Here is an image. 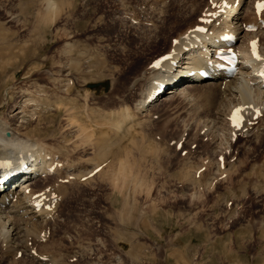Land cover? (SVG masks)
<instances>
[{
	"label": "rangeland",
	"instance_id": "1",
	"mask_svg": "<svg viewBox=\"0 0 264 264\" xmlns=\"http://www.w3.org/2000/svg\"><path fill=\"white\" fill-rule=\"evenodd\" d=\"M65 1L51 0L53 8L46 6L47 0H0V55L18 46L15 59L4 64L21 65L14 74L10 68L2 74L0 98L9 95L13 102L18 89L28 88L51 101L50 90L41 92V86L54 87L59 74L68 70L71 82L68 90H60L62 96L76 98L85 109L103 103L131 106L138 96L123 91L127 80L164 55L177 32L196 18L183 16L185 0ZM27 65L38 68L25 77ZM107 78L122 83L119 88L113 84L115 89L108 84L86 86ZM4 87L10 89L5 95ZM113 90L125 98H108ZM37 102L30 106L33 111L16 121L18 126L48 143L72 139L74 134L64 129L62 110L55 112L52 103ZM184 103L175 98L153 104L141 118V128L155 132L151 148L145 153L143 144L138 147L143 140H138L126 157L129 162L121 155L128 170L119 165L114 167H119L118 176L94 173L81 182L58 204L59 224L50 223L40 233L45 244L30 239L27 248L33 245L38 253H56L62 264H264V114L254 120L263 122L262 131L236 133L227 140L225 134L214 136L203 128L198 113ZM7 109H0L2 121ZM120 119L124 124L126 117ZM67 146L63 153L67 159L79 160L80 155L89 164L101 158L87 147L75 154ZM252 169L256 172L245 178ZM204 171L222 173L209 178ZM4 234L0 231V264H40L22 248L15 252Z\"/></svg>",
	"mask_w": 264,
	"mask_h": 264
},
{
	"label": "bare ground",
	"instance_id": "2",
	"mask_svg": "<svg viewBox=\"0 0 264 264\" xmlns=\"http://www.w3.org/2000/svg\"><path fill=\"white\" fill-rule=\"evenodd\" d=\"M53 3L47 0L46 6L53 7ZM162 3L163 1L161 5H166ZM185 3L187 10L183 16H196L194 22L177 32L164 55L127 80L123 91L135 93L138 96L131 106L121 105L120 102L117 105L103 103L90 105L85 109L84 103L76 98L62 96L60 90H68V84L71 82L68 70L59 74L58 83L54 87L53 85L47 88L41 86V92L50 90L51 101L42 100L31 94L28 88L18 89L19 94L14 101L12 100L13 102L9 95L0 98V109L10 108L6 112L9 122L5 121L7 118L4 119L5 122L2 121L3 117L0 118V231L5 233L4 237L12 243L11 248L15 252L22 248L26 255L40 260V264L58 263L61 257L58 258L56 253L42 254L36 252L33 245L28 248L27 246L33 240L34 243L45 244L43 241L45 236L42 237L40 233L43 229H47L50 223L52 226L59 224L58 204L62 199L67 200L73 194L71 192L77 190L80 184L90 180L94 173L102 175L106 172L110 176H118L119 167L117 169L114 167L122 166V156L127 162L130 161L126 157H129L130 150L137 146L138 140L144 141L138 143V147L143 144L145 153L148 148H151L155 132L141 128V121H143L141 118L153 104L159 101L181 98L182 102H185V107H191V110L201 117L203 128L209 130L214 136L220 133L225 134L227 140H232V136L236 133L247 135L257 129L263 130V122L255 124L254 120L264 114V77L259 74L261 70H264V9L257 12L255 7L257 0H185ZM179 4H176L177 7ZM231 11L234 13H230ZM252 41H256V51L261 57L259 60L252 54ZM63 44L70 46L67 42ZM17 48L14 50L6 48V53L0 55V80L7 69L10 68L11 74L20 69L21 65L12 63L13 61L10 64H4L9 58L15 59L14 53ZM221 51L235 55L236 62L233 70L222 66L218 59ZM57 65L59 66V63ZM64 66L69 67V62ZM36 68L38 67L27 65L22 72L26 77ZM49 71L57 70L49 69ZM107 79L108 81L101 83L110 85V88L113 84L119 88L122 83L118 85L117 79ZM6 81L3 79L2 83ZM166 85H169V88L166 89ZM5 89L4 95L8 93L9 87H4V91ZM113 92L108 98L116 100L125 98L123 94L117 93V90ZM93 95L95 94H91V97ZM33 101L42 104L44 102L46 105L52 103L56 108L55 112L62 110L64 129L74 134L72 139L62 137L60 141H57L59 139L57 138L56 142L48 143L42 141L43 139L33 138V134H31L32 137L30 134V136L27 135L26 129L19 127L16 121L20 122L19 119L23 117V113L33 111L32 108L30 109ZM82 108L83 111H81ZM122 115L126 117L124 124V120L120 119ZM235 115L242 117L240 127L231 124V118ZM17 127L21 128L20 131L16 130ZM259 133L255 135L262 136ZM78 135H80L79 138ZM34 136L36 137V134ZM67 144L72 147L75 154L77 150L87 147L94 150L95 154H100L101 158L99 156L96 162H92L93 164L91 162L88 164V161L80 155L79 160L67 159L63 157V153L68 151ZM213 146H216V140H213ZM138 150L142 153L141 148ZM141 153L140 155H144ZM125 160L123 158V161ZM126 163L124 162L123 165ZM222 166L224 169L223 163ZM122 167L126 169V166ZM25 168H28V171L22 174ZM194 168L198 169L196 165ZM249 171L251 173L245 172V178L256 172L253 169ZM15 172H18L16 174L19 176L14 175ZM214 172L213 174L210 171L205 172V175L214 178L217 174ZM23 177L26 178L19 182L18 188L13 189V186ZM201 181L203 182V179ZM69 193L70 195L67 196ZM30 239L32 242H29ZM58 264L62 263L59 261Z\"/></svg>",
	"mask_w": 264,
	"mask_h": 264
},
{
	"label": "snow or ice",
	"instance_id": "3",
	"mask_svg": "<svg viewBox=\"0 0 264 264\" xmlns=\"http://www.w3.org/2000/svg\"><path fill=\"white\" fill-rule=\"evenodd\" d=\"M255 7H256L257 12H259L261 9H264V0H257V3L255 5ZM251 44H252V54H253V56H255L256 59H258V60L261 59V57L257 54V51H256V41H252ZM259 74L262 77H264V70H261ZM237 111H239V110L237 109ZM257 112H259V110H257ZM234 123H235V120H234ZM235 126L239 127V124L236 123Z\"/></svg>",
	"mask_w": 264,
	"mask_h": 264
},
{
	"label": "water",
	"instance_id": "4",
	"mask_svg": "<svg viewBox=\"0 0 264 264\" xmlns=\"http://www.w3.org/2000/svg\"><path fill=\"white\" fill-rule=\"evenodd\" d=\"M99 85V83H88L87 86L89 87H97ZM105 87H107V84H104Z\"/></svg>",
	"mask_w": 264,
	"mask_h": 264
}]
</instances>
